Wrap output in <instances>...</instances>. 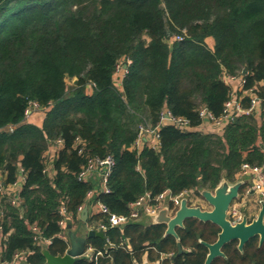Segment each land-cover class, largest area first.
Segmentation results:
<instances>
[{
    "label": "trees",
    "instance_id": "16d2710c",
    "mask_svg": "<svg viewBox=\"0 0 264 264\" xmlns=\"http://www.w3.org/2000/svg\"><path fill=\"white\" fill-rule=\"evenodd\" d=\"M227 74L243 75L245 89L258 86L264 98V0H0V260L27 252L24 263L48 264L44 248L64 255L70 229L59 223L61 205L73 227L108 224L104 237L86 238L103 255L75 264H133L146 253L157 260L176 252L164 223L112 227L93 212L83 221L79 209L95 184L78 174L90 158L113 156L109 192L95 198L122 214L146 191L199 193L240 180L246 161L263 165L264 100L260 114L238 116L222 131L201 127L203 107L223 113ZM32 102L40 124L26 119ZM165 110L187 118L189 128L159 125ZM141 125L159 126L158 147L136 143ZM58 139L63 145L52 155ZM16 182L18 205L9 189ZM35 223L50 244L35 241ZM178 234L190 248L205 236L191 221ZM160 264L200 263L189 254Z\"/></svg>",
    "mask_w": 264,
    "mask_h": 264
},
{
    "label": "built area",
    "instance_id": "2783aa9c",
    "mask_svg": "<svg viewBox=\"0 0 264 264\" xmlns=\"http://www.w3.org/2000/svg\"><path fill=\"white\" fill-rule=\"evenodd\" d=\"M181 39V36L177 37ZM122 67L118 65V69ZM125 68V66H123ZM225 82L231 86L230 98L225 102V107L221 116H215L206 107L200 110V116L204 119V123L201 125L202 129L208 131H222L225 124L234 120L236 117L243 114H260L262 110V98L257 90L258 86L253 88L245 89L246 79L243 75H225ZM260 85H264V81L260 82ZM259 85V86H260ZM249 97L248 105H245V97ZM40 112V105L37 102H32L31 105L26 109V119ZM170 123L176 125L180 129L186 130L189 128V120L183 117H177L173 115L169 110L162 112L161 124ZM13 130V127L10 128ZM160 128L159 126L152 127L150 125H141L139 138L136 143L141 144L143 141L148 142L151 146L158 147L160 141ZM78 142L82 140L77 138ZM143 140V141H142ZM84 144V143H83ZM63 145V140L58 139L53 142L50 146L51 154ZM260 149L264 153V142L260 141ZM81 151V149H80ZM115 160L113 156L108 155L103 158L93 157L88 160L87 165L79 172L78 180L94 183L95 185L91 188L86 195V204L81 206L79 209L80 217L85 207H91L93 213H103L108 216L109 226H123L131 221L149 220V222L155 223V217L160 213L163 208H168V214L173 216L178 208L180 207L181 201L186 198L190 206L198 205V196L201 194L195 191V189L184 190L178 194H174L170 189H165L157 195H153L151 192L146 191L144 194L139 196L135 201L129 203V212L117 214L110 210V208L100 199H96L95 195L99 193H108V178L112 173ZM22 171V170H21ZM240 180L247 181V178L251 180V184L245 189V196L249 195L252 191L258 193L261 197H264V164H252L250 162H244L241 166L239 173ZM21 179H25L22 175ZM248 182V181H247ZM249 183V182H248ZM19 182H16L9 186V189L13 191L11 201L14 205L19 204V196L17 195L20 186ZM15 187L17 190H14ZM59 213L62 218L59 221L63 228L68 229V221L71 220L67 207L61 205ZM235 216V210L232 211ZM72 223V220H71ZM73 227V226H72ZM34 232V239L38 244L48 245L52 242L51 238L46 237L39 226L35 223L31 225ZM108 228V224L99 223L96 228L87 227L86 233L89 229L103 230L104 232ZM67 238V235H61ZM27 252H19L14 256V259L10 262L0 260V264H21L24 263V258ZM103 255L102 250L96 249L92 244H86L84 253L79 257L86 258L90 261L98 259ZM152 264V263H151Z\"/></svg>",
    "mask_w": 264,
    "mask_h": 264
},
{
    "label": "flooded vegetation",
    "instance_id": "af4514ba",
    "mask_svg": "<svg viewBox=\"0 0 264 264\" xmlns=\"http://www.w3.org/2000/svg\"><path fill=\"white\" fill-rule=\"evenodd\" d=\"M243 188L245 187L243 186L240 189L238 197L230 205L226 219L232 227L243 224V226L249 227V231L252 233H249L248 229H246L243 236L237 234V236L230 238L217 248L211 249L209 245H214L218 241L223 228L210 220L188 218L184 221L183 227L187 221H191L194 222L195 227L199 231L205 232V236H197L194 247L190 248L182 245L179 234L178 237L171 235L177 241L176 252H162L157 260L148 259L146 253L141 263L134 262L133 264H160L167 258L175 259V257H179L184 259L189 254L196 257L200 264H264V197L254 191L245 196V191L242 192ZM209 190L213 191L214 189ZM197 206L202 210H211L213 208L201 194L198 196ZM233 210L236 212L235 216L232 214ZM179 228L182 227L176 228L177 233ZM164 235L168 236L169 234L164 233ZM178 243L181 249H179Z\"/></svg>",
    "mask_w": 264,
    "mask_h": 264
},
{
    "label": "water",
    "instance_id": "95a60500",
    "mask_svg": "<svg viewBox=\"0 0 264 264\" xmlns=\"http://www.w3.org/2000/svg\"><path fill=\"white\" fill-rule=\"evenodd\" d=\"M245 185L244 180H238L234 183H230L227 180H222L220 184L212 191L209 189H202L201 195L206 199L213 208L211 210H202L199 206H190L188 200L184 198L181 201L180 207L176 213L171 216L168 214V208H163L160 213L155 217V223H164L167 228L165 233L178 237L176 231L177 227H183L184 221L188 218H201L204 220L213 221L219 224L223 231L220 233L218 241L214 245H209L211 249L217 248L225 241L230 238L240 235L243 236L244 230L249 227L243 226V224H238L235 227L230 225V222L226 219L227 211L232 204V202L238 197L240 189ZM81 218L87 220L88 218V208L85 207ZM69 239L70 247L64 255H54L50 252L48 248L43 249V254L46 258L48 264H75L79 257L84 253L87 237L99 236L104 237L105 232L103 230L89 229L86 233V237L79 238L76 235V231L72 227L71 220L68 221ZM249 233H252L249 231ZM243 238V237H242ZM244 239V238H243ZM78 246V247H77ZM179 249H181L178 243ZM76 248V249H75ZM210 259V258H209ZM208 259V261H209ZM207 261V263H208ZM28 264V263H24Z\"/></svg>",
    "mask_w": 264,
    "mask_h": 264
},
{
    "label": "crops",
    "instance_id": "0c3cea01",
    "mask_svg": "<svg viewBox=\"0 0 264 264\" xmlns=\"http://www.w3.org/2000/svg\"><path fill=\"white\" fill-rule=\"evenodd\" d=\"M34 116V115H33ZM32 116V117H33ZM35 121H37V122H39L38 124H40L41 123V121L43 120V117H38V114L35 116ZM14 188V190H17L15 187H13ZM90 212H92V208L91 207H88V216H89V213ZM82 219V218H81ZM83 220V219H82ZM83 221H86V220H83ZM79 226H83L82 228H77V229H75L74 227H73V229L76 231V235H77V237H79V238H84V237H86L85 236V232H86V229H87V224H85V226L84 225H79ZM2 236H1V234H0V255H1V252H2ZM78 247V246H77ZM76 249V248H75ZM21 264H24L23 262L21 263Z\"/></svg>",
    "mask_w": 264,
    "mask_h": 264
},
{
    "label": "rangeland",
    "instance_id": "374dc122",
    "mask_svg": "<svg viewBox=\"0 0 264 264\" xmlns=\"http://www.w3.org/2000/svg\"><path fill=\"white\" fill-rule=\"evenodd\" d=\"M119 71H118V73H116L115 74V83H116V85L117 86H120L121 85V82H122V78H123V73H124V71H123V69H122V67H120L119 69H118ZM38 114V117H43V113L42 112H38L37 113ZM37 114H35L33 117H29L28 119H27V121H35V116L37 115ZM36 123H39V122H37L36 121ZM247 181L249 182V184H251V180L249 179V178H247ZM238 201V200H237ZM83 227V226H82ZM81 226H74V228L75 229H79V228H82ZM69 235V234H68Z\"/></svg>",
    "mask_w": 264,
    "mask_h": 264
}]
</instances>
